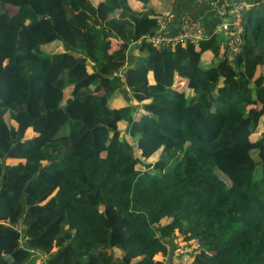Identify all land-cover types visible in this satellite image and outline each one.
I'll return each mask as SVG.
<instances>
[{
    "label": "trees",
    "instance_id": "1",
    "mask_svg": "<svg viewBox=\"0 0 264 264\" xmlns=\"http://www.w3.org/2000/svg\"><path fill=\"white\" fill-rule=\"evenodd\" d=\"M150 1L0 0V264H264V3L229 64Z\"/></svg>",
    "mask_w": 264,
    "mask_h": 264
},
{
    "label": "built area",
    "instance_id": "2",
    "mask_svg": "<svg viewBox=\"0 0 264 264\" xmlns=\"http://www.w3.org/2000/svg\"><path fill=\"white\" fill-rule=\"evenodd\" d=\"M264 3V0H259ZM258 3L250 0L244 2L224 3L219 5L217 0L211 1V8L218 14L227 13L229 20H219L212 29L205 27L201 19L191 15H185L175 20L173 15L166 11L155 16V27L151 32L144 34L141 38L154 46L166 47L176 44L197 43L204 39L209 31L214 33L228 34L226 36V57L229 64H232L240 51L242 22ZM174 26L175 33L169 34V29ZM123 66L116 74L123 79L125 72ZM185 250L179 249L176 258L171 264H186L184 257ZM169 263V264H170ZM167 264V262L165 263Z\"/></svg>",
    "mask_w": 264,
    "mask_h": 264
},
{
    "label": "crops",
    "instance_id": "3",
    "mask_svg": "<svg viewBox=\"0 0 264 264\" xmlns=\"http://www.w3.org/2000/svg\"><path fill=\"white\" fill-rule=\"evenodd\" d=\"M224 3H235V2H244L250 0H222ZM149 7L155 13H163L170 12L175 20L185 16L191 15L193 17L199 18L204 23L205 27L208 29H212L213 25L219 20H229L230 16L223 13L218 14L211 8L210 0H151L149 3ZM169 34L175 33V27L172 26L169 29ZM223 34V33H222ZM226 36V34H224ZM142 41V40H141ZM51 45H54L55 48H62V44L60 42H55ZM138 43L131 45V47L137 46ZM140 108L139 110H141ZM22 230V227H17ZM22 243V242H20ZM171 243H174L171 241ZM167 264H169L167 262ZM171 264V263H170Z\"/></svg>",
    "mask_w": 264,
    "mask_h": 264
},
{
    "label": "rangeland",
    "instance_id": "4",
    "mask_svg": "<svg viewBox=\"0 0 264 264\" xmlns=\"http://www.w3.org/2000/svg\"><path fill=\"white\" fill-rule=\"evenodd\" d=\"M15 9L14 8H12V11H14ZM248 16H249V14H247L246 15V18L244 19V21H246L247 19H248ZM2 19V18H1ZM0 19V20H1ZM1 26H2V24L0 23V28H1ZM61 44V43H60ZM44 50L45 51H47V52H58V51H61L62 50V48H55L54 47V45H51V44H49V45H47L45 48H44ZM257 115L255 116V120H257ZM257 136V135H256ZM20 227V226H19ZM182 249H184L185 250V248L183 247Z\"/></svg>",
    "mask_w": 264,
    "mask_h": 264
},
{
    "label": "water",
    "instance_id": "5",
    "mask_svg": "<svg viewBox=\"0 0 264 264\" xmlns=\"http://www.w3.org/2000/svg\"><path fill=\"white\" fill-rule=\"evenodd\" d=\"M42 16L41 15H38V18H41Z\"/></svg>",
    "mask_w": 264,
    "mask_h": 264
}]
</instances>
